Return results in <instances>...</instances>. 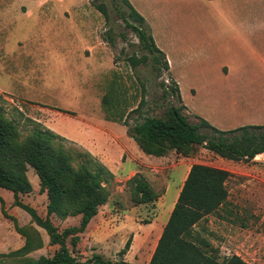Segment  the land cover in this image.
I'll use <instances>...</instances> for the list:
<instances>
[{
  "label": "rangeland",
  "instance_id": "obj_1",
  "mask_svg": "<svg viewBox=\"0 0 264 264\" xmlns=\"http://www.w3.org/2000/svg\"><path fill=\"white\" fill-rule=\"evenodd\" d=\"M136 7L168 51L173 79L127 26L123 15L130 19V9L122 0H0V107L23 137L47 127L64 137L60 142L67 150L76 156L90 152L114 173L107 202L78 233L77 245L70 237L68 247L81 261L93 256L115 261L132 237L125 260L148 264L160 238L156 232L166 224L187 172L203 163L232 172L227 204L203 222L204 235L222 256L264 264V155L232 160L195 144L187 155L171 150L156 161H141L127 126L107 118L140 104L129 124L161 116L179 104L171 91L176 80L191 122L200 116L222 130L264 124V0H144ZM105 95L111 109L103 103ZM135 162L143 164L140 171ZM138 172L159 194L154 201H134L128 181ZM27 174L33 190L20 198L45 218L47 193L33 167ZM1 199L32 248L23 259H0L22 264L52 257L60 246L2 187L0 254L23 247L28 237L3 213ZM51 221L63 231L78 226L81 216L52 215Z\"/></svg>",
  "mask_w": 264,
  "mask_h": 264
},
{
  "label": "trees",
  "instance_id": "obj_2",
  "mask_svg": "<svg viewBox=\"0 0 264 264\" xmlns=\"http://www.w3.org/2000/svg\"><path fill=\"white\" fill-rule=\"evenodd\" d=\"M122 1L130 9L132 21L123 15L127 26L134 30L141 45L154 57L156 64L173 79L167 57L156 45L149 23L129 0ZM173 81L171 91L179 104H171L161 116L147 115L133 125L129 124V117L134 112H140V104L127 114L124 111L111 113L108 120L127 126L128 136L136 141L141 151L157 157H163L171 150L187 155L195 144L204 145L210 151L232 160H253L264 153V124H247L221 130L200 116L199 121L193 123L184 112L187 106L179 84ZM103 103L111 109L112 100L108 95L103 97ZM206 130H210L213 136ZM61 139L64 137L43 126L36 127L23 137L18 123L0 107V187L12 191L16 204L47 231L54 244L60 246L52 257L26 259L22 260V264H130L124 256L131 247L132 237L119 251L115 261L105 260L101 256L81 261L70 251L68 239L71 237L75 247L79 240L78 233L86 229L97 215L99 207L107 202L108 186L114 173L90 152H79L76 156L64 147ZM78 157L85 159L80 162ZM29 166L35 169L41 189L48 196L45 218L20 198L22 194L33 190L27 174ZM231 177L232 172L227 169L203 163L191 165L148 264H250L237 254L222 256L220 249L204 235L205 226L201 227L209 215L218 213L227 204V181ZM128 182L137 203H148L159 197L141 172L136 173ZM1 203L3 213L12 218L17 231L28 236L17 219L6 213L3 199ZM52 215L61 219L80 215L81 221L78 226L59 231L51 221ZM31 242L28 236L23 247L0 255L23 259V254L32 248ZM0 264L10 263L0 259Z\"/></svg>",
  "mask_w": 264,
  "mask_h": 264
},
{
  "label": "crops",
  "instance_id": "obj_3",
  "mask_svg": "<svg viewBox=\"0 0 264 264\" xmlns=\"http://www.w3.org/2000/svg\"><path fill=\"white\" fill-rule=\"evenodd\" d=\"M142 1H144V0H129V2L133 5V7L143 16V17H145V19L147 20V17L144 15V13L138 8V7H136L137 6V4H139V3H141ZM147 22H148V20H147ZM152 34H153V32H152ZM153 37H154V40H155V43H156V45L158 46V48L159 49H161L163 52H164V54L166 55V57H167V60H168V62H169V66H170V70H171V64H172V62H171V58H170V56H169V54L167 53L168 51H166L162 46H160V44L158 43V41L156 40V38H155V36H154V34H153ZM170 73H171V71H170ZM181 91V90H180ZM187 106V105H186ZM187 108L188 109H190V107L189 106H187ZM242 126V125H241ZM239 127V126H238ZM234 128H236V127H234ZM231 129H233V128H231ZM222 130V129H221ZM224 130H229V129H224ZM126 134H127V131H126ZM128 135V134H127ZM128 137V136H127ZM131 137L129 136V139H130ZM131 140L136 144V149H137V153H138V158L141 160V161H152V160H158V159H160L161 157H157V156H153V155H148V154H145L144 152H142L141 151V149L139 148V146H138V144L136 143V141L133 139V138H131ZM262 155H264V153L263 154H260V156H262ZM134 165H135V167H134V169L135 170H138V171H140V168L142 167V163H138V162H135L134 163ZM143 168V167H142ZM189 172V171H188ZM188 172H187V174H188ZM187 174H186V176H185V178L187 177ZM185 178H184V180H185ZM184 180H183V182H182V185H183V183H184ZM182 185L179 187V189H178V192H177V194H176V197L178 198V195H179V191L181 190V188H182ZM174 204H175V202L172 204V207H174ZM168 220V219H167ZM167 222V221H166ZM163 225V224H162ZM161 225V227H160V229L156 232V234H157V236L159 235V237H160V234L162 233V231H163V226Z\"/></svg>",
  "mask_w": 264,
  "mask_h": 264
},
{
  "label": "bare ground",
  "instance_id": "obj_4",
  "mask_svg": "<svg viewBox=\"0 0 264 264\" xmlns=\"http://www.w3.org/2000/svg\"><path fill=\"white\" fill-rule=\"evenodd\" d=\"M258 156H260V155H258ZM258 156H257V157H258Z\"/></svg>",
  "mask_w": 264,
  "mask_h": 264
}]
</instances>
